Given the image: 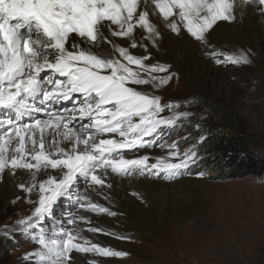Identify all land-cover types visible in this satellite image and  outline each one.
<instances>
[{
    "label": "snow or ice",
    "instance_id": "6c2138e0",
    "mask_svg": "<svg viewBox=\"0 0 264 264\" xmlns=\"http://www.w3.org/2000/svg\"><path fill=\"white\" fill-rule=\"evenodd\" d=\"M150 2L171 32L190 35L206 49L212 47L218 22L235 21L241 4L257 5L264 14V0ZM157 23L150 19L148 0H0V115L7 117L0 118V180L5 173L19 178L27 172L29 184L20 183L19 188L37 197L33 216L18 221L16 229L19 233L39 230L35 237L39 249L26 254L28 264H78L73 252L127 255L62 227L57 238L45 237L41 222H54L58 202L74 197L78 206L85 207L81 203L85 197L74 196L72 191L79 179L105 186L108 169L120 175L156 177L163 173L164 178L175 179L196 162L195 151L182 156L178 150L170 152L179 163L162 158L149 163L148 155H124L153 147L165 129L176 123L175 118L159 116L165 107H173L171 103L161 106L159 96L131 86L159 87L175 75L168 64L149 66L152 54L148 49L156 46L160 34ZM140 48L145 51H130ZM210 55L219 53L212 48ZM226 60L249 63L243 55H228ZM142 71L149 74L148 79ZM30 100L39 106L29 104ZM69 101L70 105L61 106ZM24 117L30 119L22 122ZM105 134L109 138L98 139ZM169 147L177 149L176 143ZM37 175L48 178L37 181ZM86 210L109 212L91 201ZM88 231L125 238L96 227Z\"/></svg>",
    "mask_w": 264,
    "mask_h": 264
},
{
    "label": "rangeland",
    "instance_id": "374dc122",
    "mask_svg": "<svg viewBox=\"0 0 264 264\" xmlns=\"http://www.w3.org/2000/svg\"><path fill=\"white\" fill-rule=\"evenodd\" d=\"M153 20V23L158 22L157 26H164L157 38L158 43L164 33L177 36L165 23L161 24L157 17ZM247 29L250 30L249 27ZM187 37L201 45L190 35ZM262 40L260 50L251 47L249 41L234 45L233 48L222 44L220 48L212 45L206 49L201 45L200 77L196 84L175 72L167 83L159 87L153 84L131 85L141 92L159 96L161 106L171 103L173 107H165L159 116L175 118L176 123L172 128L165 129V134L156 140L153 147L139 149L135 155L129 152V158L148 155L149 163H156L157 158L179 163L180 159L171 157L170 152L178 150L182 156L186 151H195L198 157L196 162L190 164L184 175L175 179H166L163 173L156 177L120 175L111 169L107 170L108 176L104 177L105 186L79 179L77 187L72 191L74 196L78 194L85 197L81 201L85 208L78 206L74 197L58 202L54 222H41L45 228V237L57 238L61 235L59 232L62 227L78 232L80 237L100 247L127 254L116 257L73 252L72 255L78 258V264H89V261H95V264H264V168L260 175L224 181L216 177L219 176L217 170L204 162L206 157L214 154L205 152V138L212 133L225 132L229 136H245L244 143L249 147L248 152L251 150L264 163ZM212 48L219 53L217 57L210 55ZM178 52L179 55H187L183 53L182 47H179ZM228 55L246 56L249 63L232 64L226 60ZM164 63L169 65L167 62L154 61L153 58L149 66ZM169 66L171 71L172 65ZM132 67L135 70L136 66ZM183 70L186 73L192 71L188 59L185 60ZM205 70L209 73L208 79H205ZM142 75L149 78L146 72L142 71ZM151 75L160 77L168 74ZM183 113L188 115L184 116ZM100 138H109V135ZM173 143H176L177 149L169 147ZM200 172L205 175L200 177ZM111 176L120 182L115 183ZM135 177L144 183L126 182ZM20 183L5 173V179L0 180V193L9 190V184L14 187ZM109 184L111 187H107ZM101 189H108L109 192L103 196ZM9 193L5 196L0 194V264H28L26 254L39 249L35 242L39 230L19 233L16 229L20 227L18 221L33 216L36 207L33 201L37 197L24 190L22 193H27L24 196L11 197ZM89 201H93V204L98 201L97 205L107 207L115 215L86 210ZM90 217L97 218L104 225L97 220L90 221ZM69 219L75 223L69 224ZM91 227L125 238L93 233L88 231ZM6 231L8 237L5 236ZM80 242L83 243V240Z\"/></svg>",
    "mask_w": 264,
    "mask_h": 264
},
{
    "label": "bare ground",
    "instance_id": "6f19581e",
    "mask_svg": "<svg viewBox=\"0 0 264 264\" xmlns=\"http://www.w3.org/2000/svg\"><path fill=\"white\" fill-rule=\"evenodd\" d=\"M237 2H238V0H237ZM148 8L150 10V19L153 20L154 17H157L159 19V21L161 22V24H163L164 23L163 17L158 13V10H154L155 9V5L153 3H151L150 0H148ZM153 22H154V20H153ZM245 22H248L247 23L248 24L247 27H245V25H244ZM218 23H219L220 27L216 31V33L214 34L212 45H217V47H219L222 44H227V47L233 48V47H235L234 45L244 44L247 41H249L251 43V45H252L251 47H253V48L257 49V50H260V47L263 45L261 40L264 39V14H260L258 8L254 7V5L241 4L240 8L237 10V18H236L235 21H233L231 23H228V22H218ZM157 27H158L159 32L161 34V31L164 29V26L159 25ZM165 27H166V25H165ZM248 27L250 28V30L247 29ZM160 34L156 37V40L160 36ZM151 42L152 41H149L148 43L152 44ZM179 47H182L184 49L183 53L187 54L186 57L181 55V54L180 55L178 54L179 53L178 52ZM201 47H202L201 45H199L198 43H195L194 41H192L187 36H179V37L176 36V37H173L172 35H170L168 33H164V35L162 36V39L159 40V43L156 44L155 47H149L148 51L150 53H152V59L154 58V61L167 62V63H169V65L171 64L172 65L171 71L174 70L176 73H179L180 75H182L183 78L185 77L190 82H193L194 84H196L197 83V79L200 77V73H199V68H200L199 54H200L201 50L203 49V47L202 48ZM143 50H144L143 48H140L138 50L130 49V51L133 54H138V52L142 53ZM186 59L189 60V62L191 64V68H192V71H190L189 73H186L183 70V68L185 66V60ZM204 75H205V79H208L209 73H208L207 70L204 71ZM28 103L29 104H36L37 106H39L38 105V101H31L30 100V101H28ZM70 104H71V101H69V102H67V104L61 105V106L63 107V106H67V105H70ZM4 111L6 112L7 110H4ZM10 115H12L13 118L15 116L14 113H11ZM0 118H7V117L4 116V115H0ZM38 118L45 119L46 116H44L42 114H38ZM29 119L30 118H28V117H24V118H22V122H27ZM81 147H83V145H81ZM128 153L129 152H125L124 153L125 158H129ZM49 171H51V170H49ZM52 174L55 175V172H53ZM107 176L108 175H106V177ZM38 178L47 179L48 177H47V175H37V179ZM111 178L115 181V183H119L120 182V181L116 180L117 178H114V176L113 177L111 176ZM14 179L17 180V181H20L21 183H25L28 186L30 178H29V175H28L27 172H23L22 174H19V178L14 177ZM122 182L124 183L125 180L122 181ZM126 182L144 183L141 179H137L136 177L132 178V179L130 178ZM77 184H78V181L76 183V187H77ZM117 185H121V184H116V186ZM88 188H89V186H88ZM9 190H11V191H9ZM9 190L8 189L3 190L0 193L1 196H5L6 194H8V192H10L12 194L11 197H15L16 195L24 196V195L27 194V193L26 194L22 193V190L19 188V185L12 187V185L9 184ZM98 192H100V191H98ZM107 192H109L108 189L107 190H105V189L102 190L101 189V194L103 196H105V193L107 194ZM93 193H96V192H93ZM99 195H100V193H99ZM88 197H90V196H88ZM109 200H110V202H112V199H109ZM86 201H88V199ZM97 202H95V203L98 204ZM128 202H130V201H128ZM99 203H101V202H99ZM30 207H31V205H30ZM84 218L85 217H83V219ZM96 220H97V218L95 219L94 217H90V221H96ZM97 221L100 224L102 223L104 225V222H101L100 220H97ZM87 222H89V220ZM82 230H83V228H82ZM59 233H61V232H59ZM83 236H84V234H83ZM90 236L93 237L92 235H90ZM80 255L81 254H79V256Z\"/></svg>",
    "mask_w": 264,
    "mask_h": 264
},
{
    "label": "trees",
    "instance_id": "16d2710c",
    "mask_svg": "<svg viewBox=\"0 0 264 264\" xmlns=\"http://www.w3.org/2000/svg\"><path fill=\"white\" fill-rule=\"evenodd\" d=\"M243 139V140H242ZM245 136L234 137L225 132L210 134L204 140L205 152L214 153L204 159L208 167L217 170L220 180L243 179L260 175L264 163L258 160L244 143Z\"/></svg>",
    "mask_w": 264,
    "mask_h": 264
}]
</instances>
